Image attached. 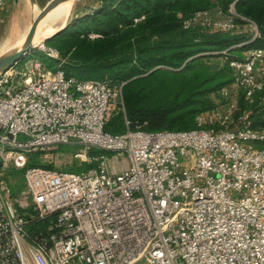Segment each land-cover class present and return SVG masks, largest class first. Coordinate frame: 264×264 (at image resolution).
<instances>
[{"label":"built area","instance_id":"1","mask_svg":"<svg viewBox=\"0 0 264 264\" xmlns=\"http://www.w3.org/2000/svg\"><path fill=\"white\" fill-rule=\"evenodd\" d=\"M194 23L234 26L220 9L184 21ZM229 64L234 80L196 116L208 128L118 135L104 125L124 110L122 84L66 76L61 62L51 69L37 58L0 72V264H264V149L255 146L264 132L238 107L240 92L251 100L264 86V48ZM67 143L88 169L29 164L33 152ZM19 169L16 193L8 171ZM41 219L45 230L32 235L28 224Z\"/></svg>","mask_w":264,"mask_h":264},{"label":"trees","instance_id":"2","mask_svg":"<svg viewBox=\"0 0 264 264\" xmlns=\"http://www.w3.org/2000/svg\"><path fill=\"white\" fill-rule=\"evenodd\" d=\"M232 1L103 0L90 14L45 40L44 45L58 51L59 59L50 60L61 62L66 76L122 84L124 110L112 112L105 131L118 135L128 128H208L198 125L196 116L212 110L221 100L216 95L218 89L234 80L229 60L242 58L249 48H264V0H237L234 14L230 12ZM217 9L231 16L234 26L255 24L258 35L252 39L253 35L234 29L184 24L198 11ZM238 107L240 112L250 111L253 128L264 132V86L251 100L240 92ZM71 145L61 144L58 149L67 151ZM255 146L264 149V139ZM95 152L92 149L89 153ZM35 158L33 155L29 164H37ZM90 165L80 161L66 170L80 172ZM46 225L47 219L35 220L28 224V230L39 235Z\"/></svg>","mask_w":264,"mask_h":264},{"label":"rangeland","instance_id":"3","mask_svg":"<svg viewBox=\"0 0 264 264\" xmlns=\"http://www.w3.org/2000/svg\"><path fill=\"white\" fill-rule=\"evenodd\" d=\"M48 1L49 0H4L2 8H0V43L5 38H10L11 43H13L15 42L18 33L22 32L27 26L28 31L34 17ZM102 1L103 0H73L72 8L66 17V23H72L81 16L90 14L94 9L98 8L102 4ZM33 14H35V16ZM211 20L216 21L217 23L222 22V20H220L215 13L212 14ZM56 24L57 25L55 26L58 27L61 25V22H57ZM232 29H234L237 33H242L246 36L253 35L255 30L252 23L242 25L238 24L233 26ZM34 58L43 61L51 69H55L56 67V63L51 62L41 45L37 44V46L33 48L32 52L23 56L21 60H30ZM114 111H117V106L114 108ZM70 144L72 145L67 151L58 149L57 146L33 152L32 156L36 155V162L40 166L50 167L53 169H73L78 166L81 161V158L78 155L80 146L75 143ZM8 172L16 178V184L13 186V189L16 193H18L24 185V180L22 177H19L23 173V170H9Z\"/></svg>","mask_w":264,"mask_h":264},{"label":"bare ground","instance_id":"4","mask_svg":"<svg viewBox=\"0 0 264 264\" xmlns=\"http://www.w3.org/2000/svg\"><path fill=\"white\" fill-rule=\"evenodd\" d=\"M73 5V0H65L60 2L58 5H56L53 9H51L44 17L41 19V21L38 23L34 36H33V43L39 44L41 41L51 35L54 31H56L58 28H60L65 22L66 17L68 16L71 8ZM38 10V9H37ZM34 12V11H33ZM37 12V11H36ZM35 13V12H34ZM35 16V14H33ZM57 22H61V25L58 27ZM27 28H24L22 32H19L15 42L11 43L10 38H5L0 43V53L4 52L5 50L14 47L19 46L27 32Z\"/></svg>","mask_w":264,"mask_h":264},{"label":"water","instance_id":"5","mask_svg":"<svg viewBox=\"0 0 264 264\" xmlns=\"http://www.w3.org/2000/svg\"><path fill=\"white\" fill-rule=\"evenodd\" d=\"M65 0H49L43 8L39 10L37 15L34 17L33 21L31 22L29 29L22 41V43L19 46H14L6 51L0 53V72L5 71L8 69L15 61L21 59L23 56L28 54L29 52H32L33 48L37 46V44L33 43V36L36 30V27L38 23L43 19V17L56 5H58L60 2ZM68 24L65 22L60 28H58L56 31H54L51 35L45 37L41 43L38 45H44V41L48 38L62 32Z\"/></svg>","mask_w":264,"mask_h":264}]
</instances>
